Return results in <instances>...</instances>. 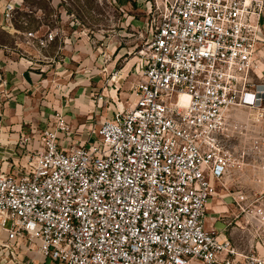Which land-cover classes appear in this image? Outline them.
Returning <instances> with one entry per match:
<instances>
[{"label": "built area", "instance_id": "2783aa9c", "mask_svg": "<svg viewBox=\"0 0 264 264\" xmlns=\"http://www.w3.org/2000/svg\"><path fill=\"white\" fill-rule=\"evenodd\" d=\"M149 2L157 17L133 98L86 138L58 110L53 125L22 131L16 157H0V254L22 249L50 264H264L235 247L224 211L222 228L208 226L233 165L235 113L264 122V3ZM57 35L26 33L40 48ZM254 215L263 208L245 218Z\"/></svg>", "mask_w": 264, "mask_h": 264}, {"label": "rangeland", "instance_id": "374dc122", "mask_svg": "<svg viewBox=\"0 0 264 264\" xmlns=\"http://www.w3.org/2000/svg\"><path fill=\"white\" fill-rule=\"evenodd\" d=\"M249 3L259 9L264 0ZM10 5L14 6L12 20L7 21ZM156 17L149 0H0V59L12 60L5 66L0 63V157H16L18 149V138L12 136L18 130L6 121L16 115V110L7 111L12 108L6 107L9 101L25 105L26 111L32 108L29 113L37 117L42 110L51 117L58 106L72 114L73 105L81 102L95 109H84L91 114L80 116L90 124L110 117L118 104L130 101L141 68L140 51L151 38ZM55 29L57 41L47 48L37 47L26 36L29 31L39 30L42 35ZM28 73L37 77L30 86L23 84ZM93 93H103L107 102L98 104ZM254 117L248 111L235 113L230 142L233 165L219 184L223 196L215 200L224 207L225 214L219 216L226 215L229 237L239 252L248 256L264 248L263 215L245 218L255 206L264 210V122ZM241 206L246 207L245 212ZM17 260L21 264H50L22 249L14 256L0 254V264Z\"/></svg>", "mask_w": 264, "mask_h": 264}, {"label": "crops", "instance_id": "0c3cea01", "mask_svg": "<svg viewBox=\"0 0 264 264\" xmlns=\"http://www.w3.org/2000/svg\"><path fill=\"white\" fill-rule=\"evenodd\" d=\"M0 57H1V54H0ZM7 62L10 63V62H12V60L10 58H6V57H4L2 60L0 59V63L2 65H4V66H5V63H7ZM10 66H12V65H10ZM13 75H15V74H13ZM15 76L18 77V74H16ZM35 76L36 75L34 73H32V74L28 73L27 75H24L23 78H24L25 81H23V84H27V86L28 85L30 86L32 83H36L37 77H35ZM135 79H137V77ZM78 100L79 99L75 100V102H78ZM8 105L12 106V108H10V109L7 108V111L11 112V110L12 111L16 110V115H12V116L10 115L11 116L10 119L6 120L10 124L13 125L12 128L14 130H18V132L16 134H12V136H15V138H19V136L22 133V131L29 130L30 127H44V128H46L48 126L53 125V120L54 119H52V117H54V114L50 117L49 115H46V114L42 113V112H44L42 110L44 107L41 109L42 110L41 111L42 115L37 117V116H33V115H31L29 113L30 111L33 110L32 108L29 111L24 110L25 105H23V104H17V103H14L12 101H9L7 103V105H6V107ZM93 105L95 107V102L94 101H93ZM73 106H74V109H72V110H74V111H71L72 114L68 113V109L66 110V112H64L62 110V108H60L59 106H58V108H59L58 110L64 112V114H66L65 118H66L67 122L72 125V128L75 131H77L75 137L86 138L88 136L86 134L88 129H90V127L93 124H95V123L98 124L101 121V119H96V122L94 121V123L90 124V122H91L90 120H83V119L80 118V116H84L85 114H91V113H88V111L85 112L84 109L89 110L90 112H92L91 110H93V107H91L89 105L87 106L85 104H82L81 102H79L78 104L75 103ZM93 111H95V109ZM96 111H98V110H96ZM104 112H105V110H104ZM102 120H103V118H102ZM44 128H42V129H44ZM83 132H84V134H82ZM214 201L215 200H213L212 203L209 206V216L211 217V215H213L212 216L213 219H208V226H213V227L216 226L217 228H222L224 226V224L222 222H220V221H217V216H218L217 214L224 207H220L219 203L215 201L216 202V204H215ZM227 232H228V229H227ZM227 232H226V235L229 236V234ZM256 254L259 255V257L264 259V248L258 250ZM200 264H202V263H200Z\"/></svg>", "mask_w": 264, "mask_h": 264}, {"label": "bare ground", "instance_id": "6f19581e", "mask_svg": "<svg viewBox=\"0 0 264 264\" xmlns=\"http://www.w3.org/2000/svg\"><path fill=\"white\" fill-rule=\"evenodd\" d=\"M38 257V256H37ZM36 258V257H35Z\"/></svg>", "mask_w": 264, "mask_h": 264}]
</instances>
